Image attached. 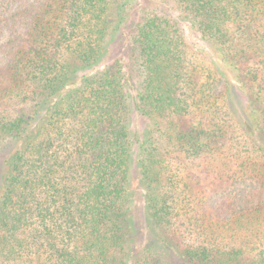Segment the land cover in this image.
<instances>
[{
  "label": "trees",
  "instance_id": "1",
  "mask_svg": "<svg viewBox=\"0 0 264 264\" xmlns=\"http://www.w3.org/2000/svg\"><path fill=\"white\" fill-rule=\"evenodd\" d=\"M176 2L214 62L142 0H0V264H264V0Z\"/></svg>",
  "mask_w": 264,
  "mask_h": 264
},
{
  "label": "rangeland",
  "instance_id": "2",
  "mask_svg": "<svg viewBox=\"0 0 264 264\" xmlns=\"http://www.w3.org/2000/svg\"><path fill=\"white\" fill-rule=\"evenodd\" d=\"M140 9L146 13L155 11L158 14L172 17L174 20L177 21L179 27L184 32L189 46V50H191V52L193 53H197L198 51L205 52L210 61H215L216 57L214 50H212L205 42H203L200 36L194 31H192L189 25L181 19V9L179 8L176 0H142V6L140 7ZM118 54L119 53L115 52L111 57V61L120 58V55ZM128 74L131 79V82L133 83V87L131 90H129V94L134 97L138 90V84L139 82H141L140 76L136 71L133 70L128 71ZM236 88L234 87L232 92L230 93L229 101L231 104V109L236 117V119L234 120L241 121L245 120L243 112L246 111L249 103L246 94ZM147 126V120H144L139 115V113L135 112V109H133L130 117V129L134 137L135 134L139 135L140 137L147 128ZM130 181L132 188V199L130 205L132 209L131 217L135 226L136 255V252L148 247V244L151 242V238H153V235L156 237L157 232L160 231L162 237H166L167 234L165 235V233H163L161 230L153 232L151 229V225L149 224L146 202L144 197L145 191L141 186L136 169L135 151L133 155V164L130 170ZM156 252H162L161 248L159 247V244L156 245Z\"/></svg>",
  "mask_w": 264,
  "mask_h": 264
}]
</instances>
